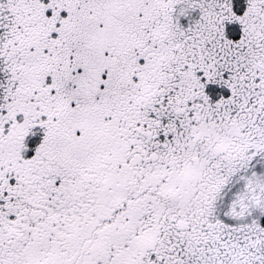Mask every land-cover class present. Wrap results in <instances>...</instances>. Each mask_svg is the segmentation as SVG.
Masks as SVG:
<instances>
[{"label":"snow or ice","instance_id":"obj_1","mask_svg":"<svg viewBox=\"0 0 264 264\" xmlns=\"http://www.w3.org/2000/svg\"><path fill=\"white\" fill-rule=\"evenodd\" d=\"M0 264H264V0H0Z\"/></svg>","mask_w":264,"mask_h":264}]
</instances>
